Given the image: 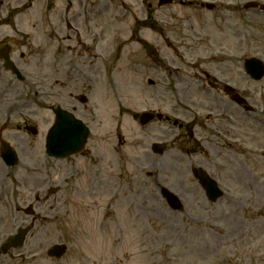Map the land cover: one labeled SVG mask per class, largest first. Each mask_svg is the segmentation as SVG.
Wrapping results in <instances>:
<instances>
[{
  "label": "rangeland",
  "instance_id": "374dc122",
  "mask_svg": "<svg viewBox=\"0 0 264 264\" xmlns=\"http://www.w3.org/2000/svg\"><path fill=\"white\" fill-rule=\"evenodd\" d=\"M7 1L0 14L10 22L12 9L25 0ZM32 1L29 13L14 23L16 33L27 38L25 49L13 57L25 82H16L0 67V81L12 84L0 103V141L7 142L19 159L13 168L0 160V244L20 227L31 226L32 231L20 251L0 256V264H264V78L254 83L242 70L247 58L264 63V13L244 11L242 6L250 1L264 5V0H175L162 8L158 0H56V27L45 32L30 29L40 18L42 3ZM202 3L214 5V10L201 9ZM65 21L71 31L65 29ZM2 35L19 39L10 28H1ZM67 37L70 42L64 40ZM77 54L83 56L84 68L90 67L85 69L88 81L82 80L73 93L88 94V108L102 120L99 128L91 124L94 135L88 149L106 158L104 166L110 162L117 123L130 146L139 139L135 114L153 111L200 123L227 120L228 124L221 121L227 130L222 141L210 126L204 127L207 150L190 160L211 164L215 150L222 152L226 166L221 163V181L214 176L225 185L223 198L209 204L199 195L197 203H186L181 215L173 216L177 230L169 231L153 215L138 222L140 214L128 215L108 196L90 195L87 171L94 169L89 157L46 159L44 138L52 124L46 107L61 94L66 78L72 79L64 62L74 61ZM58 56L63 61L57 67L52 58ZM205 73L236 88L254 113L243 112L207 89ZM173 84L179 93L152 98ZM25 126L36 128L37 136L25 132ZM152 134L156 137L144 140L171 136L156 125ZM97 135L103 141H97ZM168 154L156 165L167 163ZM132 155L137 158L138 150ZM136 165V195L141 199L140 186L146 185L159 199L156 184L169 185L171 175L146 176ZM49 188L59 192L48 197ZM30 205L32 218L22 213ZM59 243L67 247L66 255L60 261L47 259L46 250Z\"/></svg>",
  "mask_w": 264,
  "mask_h": 264
},
{
  "label": "flooded vegetation",
  "instance_id": "af4514ba",
  "mask_svg": "<svg viewBox=\"0 0 264 264\" xmlns=\"http://www.w3.org/2000/svg\"><path fill=\"white\" fill-rule=\"evenodd\" d=\"M45 12V22L38 21L33 24L32 27H50L52 24H55V12H52V8L54 7L53 0H45L43 2ZM2 5V2H0ZM81 56L78 54L75 56L74 62L69 63V67H74L76 71L74 72L72 69V79L66 78L62 87L58 92L61 94L55 95V104L63 108L64 110L71 113L76 119L82 122H90L95 123V117L92 111H90L84 105H80L75 101L77 96H73V92H76L78 87H80V83L83 79L80 74L83 73L85 77L86 68L83 62L81 61ZM63 60L55 61V66H62ZM69 62V61H66ZM87 75V74H86ZM1 83V82H0ZM215 91H217L218 86H222L218 84L217 81H213L211 84ZM0 86V93L1 92ZM179 90H176L178 93ZM81 95V94H80ZM79 96V95H78ZM153 98V96H152ZM161 99V97H158ZM101 120V119H100ZM135 121V120H134ZM168 118H162L161 120H157L156 123H165L168 122ZM99 124V123H98ZM210 125V124H207ZM119 126V125H118ZM154 124L151 123L146 126H139L137 128L138 140L132 146L127 144L124 138H121L120 134H116V154L114 162L105 169H102L98 174L93 171L89 180H90V195H101L108 196L112 200L113 206H124L125 212L128 215L140 214L137 217L138 222H143L144 218L149 215H153L158 220L164 222L169 231L177 230L174 219V212L166 207L161 208H152L149 205H152L154 201H156L155 195L151 194L146 185H141L140 190L144 193L142 194V198L137 196L135 191L136 188L132 184V169H134V163H138L136 167L143 170V173L147 175L156 174L158 176L161 173L170 174L171 179L169 180V185H163L158 182L157 186V197L162 201V193L163 189L174 193L182 199L183 203H197L199 200V196L196 195L195 192L198 193L197 188L201 191L200 186L197 182H188L187 178L191 174L193 170V166L191 163L186 162L184 158H188L190 156L186 155V153L191 152L192 155L199 151L200 143H198L195 138V132L199 129H205L203 123H199L194 120H180L178 122H174L173 126L176 128V134L173 139H168L166 137L162 138L163 141L168 143L166 144V152L169 153L170 156L167 163L156 165L157 160L162 156H155L153 154L151 147L152 143L149 140L144 139H152L156 137L152 134ZM157 129V128H156ZM214 130L218 132H222V128L219 124L213 126ZM119 131V128L116 129ZM219 135H221L219 133ZM128 148V149H127ZM136 150H139V156L136 158L132 153ZM164 153V154H165ZM85 154V153H84ZM88 154V153H87ZM85 156V155H83ZM155 157L157 159H155ZM203 169L207 170L210 174L215 175L218 172V167L216 163L210 165H200ZM145 170V171H144ZM194 190L195 192H193ZM199 195V194H198ZM201 195V193H200ZM191 197V198H190ZM158 203H156L157 205ZM139 206V207H137ZM121 232V230H119ZM148 231V230H147ZM132 236L131 234H128Z\"/></svg>",
  "mask_w": 264,
  "mask_h": 264
},
{
  "label": "water",
  "instance_id": "95a60500",
  "mask_svg": "<svg viewBox=\"0 0 264 264\" xmlns=\"http://www.w3.org/2000/svg\"><path fill=\"white\" fill-rule=\"evenodd\" d=\"M171 0H160V5L170 3ZM210 8V7H207ZM244 68L252 78L255 80H259L264 73V67L262 64L254 59H250L245 61ZM230 98L234 101H238L236 96H234L231 92H227ZM59 116L56 125L49 131L47 139H46V155L50 157H60L65 158L72 153H77L83 147L84 140L86 138V130H84L78 123H72L71 121L67 122L64 119V116L67 115L61 112H57ZM79 128L73 129L74 125ZM33 134L34 131L31 130ZM1 157L6 162L8 166H12L16 164V158L14 153L8 148L6 144H1ZM203 182H206L207 179L203 176L200 177ZM209 190H212L214 193L216 188H214L211 184H206ZM25 214H31L30 210L25 211ZM28 233V229L19 230L18 234L12 238L11 242L8 246L3 250V253L9 247H14L16 249L22 246L23 240ZM65 252V248L63 246H54L48 252L47 255L49 257L60 258Z\"/></svg>",
  "mask_w": 264,
  "mask_h": 264
}]
</instances>
